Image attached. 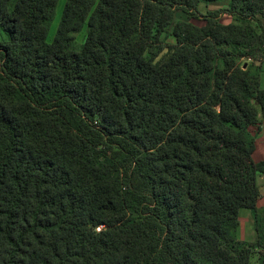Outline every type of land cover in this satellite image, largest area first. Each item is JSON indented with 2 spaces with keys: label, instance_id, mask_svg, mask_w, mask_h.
Wrapping results in <instances>:
<instances>
[{
  "label": "trees",
  "instance_id": "trees-1",
  "mask_svg": "<svg viewBox=\"0 0 264 264\" xmlns=\"http://www.w3.org/2000/svg\"><path fill=\"white\" fill-rule=\"evenodd\" d=\"M58 3L0 0V264H264V0Z\"/></svg>",
  "mask_w": 264,
  "mask_h": 264
},
{
  "label": "crops",
  "instance_id": "crops-1",
  "mask_svg": "<svg viewBox=\"0 0 264 264\" xmlns=\"http://www.w3.org/2000/svg\"><path fill=\"white\" fill-rule=\"evenodd\" d=\"M224 17L227 18L226 19L227 21L226 23L223 24L232 23V18L228 14L222 15L221 19H223ZM181 21H188V19ZM256 65H260L261 67L260 87L261 89H264V60L257 62ZM258 118H259V125L250 128V132L255 138V149L253 152L252 160L254 164H261L264 166V114H259ZM256 183L260 193L256 207L258 209L259 215L263 219L262 235L264 236V170H262V172L257 173ZM238 239L248 243H254L257 239L256 225L253 220L252 213L249 210L243 209L240 210L239 212ZM258 252H261V250L259 249ZM258 257L259 255L257 254V258Z\"/></svg>",
  "mask_w": 264,
  "mask_h": 264
},
{
  "label": "rangeland",
  "instance_id": "rangeland-1",
  "mask_svg": "<svg viewBox=\"0 0 264 264\" xmlns=\"http://www.w3.org/2000/svg\"><path fill=\"white\" fill-rule=\"evenodd\" d=\"M64 3H65V0H59V3L57 5V7H56L54 19L51 22L50 27L48 29V35H47L48 42H52V40L56 36L57 30H58V27H59V24H60V21H61V16H62L63 8H64ZM220 9H226V2L225 1H218V2L207 3V4L201 3L199 5L198 11H199L200 15H204L206 12H213L215 10H220ZM185 19L189 20L188 16L186 14H184L183 12H181V11H177L175 13V15H174L173 23H176L178 21L185 20ZM226 19L227 18H225V17L223 19H220L221 23H226V21H227ZM190 21L192 23H194L195 25H199V26H203L204 25V22H203L202 18L191 19ZM85 35H86L85 30L82 33L77 35V43L78 44L83 43V41L85 39ZM168 42L169 43H173L174 40L169 38ZM256 259H257V256H255L253 258V261H256Z\"/></svg>",
  "mask_w": 264,
  "mask_h": 264
},
{
  "label": "built area",
  "instance_id": "built-area-1",
  "mask_svg": "<svg viewBox=\"0 0 264 264\" xmlns=\"http://www.w3.org/2000/svg\"><path fill=\"white\" fill-rule=\"evenodd\" d=\"M264 17V16H263Z\"/></svg>",
  "mask_w": 264,
  "mask_h": 264
},
{
  "label": "water",
  "instance_id": "water-1",
  "mask_svg": "<svg viewBox=\"0 0 264 264\" xmlns=\"http://www.w3.org/2000/svg\"><path fill=\"white\" fill-rule=\"evenodd\" d=\"M245 67V66H244Z\"/></svg>",
  "mask_w": 264,
  "mask_h": 264
}]
</instances>
